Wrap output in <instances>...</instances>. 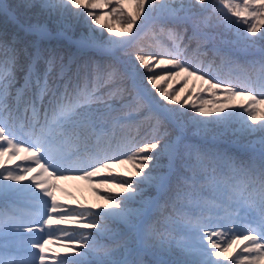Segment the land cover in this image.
<instances>
[{
  "label": "snow or ice",
  "instance_id": "snow-or-ice-1",
  "mask_svg": "<svg viewBox=\"0 0 264 264\" xmlns=\"http://www.w3.org/2000/svg\"><path fill=\"white\" fill-rule=\"evenodd\" d=\"M127 6L0 0V264H264V0ZM94 177L102 208L58 202Z\"/></svg>",
  "mask_w": 264,
  "mask_h": 264
},
{
  "label": "trees",
  "instance_id": "trees-1",
  "mask_svg": "<svg viewBox=\"0 0 264 264\" xmlns=\"http://www.w3.org/2000/svg\"><path fill=\"white\" fill-rule=\"evenodd\" d=\"M9 2H11V0H9ZM127 10L128 11H132L131 0H128ZM40 21L48 23V20H47L46 17H41ZM20 22L22 24H24L25 26H28L29 24L36 23V19L33 18L31 20H28V19H25V18H21ZM111 23L112 24H119V23H116L115 21H111ZM213 23H215V15H213ZM206 31H212V30L211 29H206ZM216 31H220V29H217ZM78 32H79V29H77V34H78ZM147 43H148V41H145V44H147ZM192 47L193 48L195 47L194 43L192 44ZM141 71L145 72V77L143 79V83L145 85H147L149 91L155 96V98L157 100H160V97H159L156 89H153L150 84H147V73H146V71L144 69H141ZM165 71L166 70L163 67L154 68V72H155L156 75H164ZM169 86H171L176 91H179L181 88L186 89L185 92L181 93L180 99H182V100L186 99L188 96L195 97L197 95V93L200 92V89L202 87H206L205 85H202L200 81H196L192 77H188L187 78V82L185 83L183 75L181 77H179L178 79H175V78L174 79H168V80H166V82H161L158 85V87L161 90L167 89V88H169ZM173 94H175V93H173ZM203 96H204L205 99L211 98L214 101H222L223 100V97L219 93L215 97H210L209 94L205 92V93H203ZM244 102L245 101H243L242 98H239V97L233 99L232 101H229V103H231L233 105H239V104L244 103ZM161 103H166V102L161 100ZM189 103H191V101H189ZM169 106L172 107V106H177V105L169 104ZM215 106H217V105H215V104L212 105V107H215ZM140 131H141V135H143V131L144 130L141 129ZM118 135H119V133H118ZM198 139H199L198 137H193V141L192 142L195 143ZM16 164H20L21 166H23L20 163V161H18ZM16 164H14V165L9 164L8 166H15ZM116 173H117V170L114 168V174H116ZM95 178L99 179L98 177H95ZM61 182H64V183L61 185ZM56 183L58 185V189H63L64 190L65 188H68V186L67 187L65 186V184L67 183V180L56 181ZM95 189L97 190L98 195H99L100 198L104 194H106L108 192V188H101L100 185L95 187ZM57 191H59V190H57ZM112 193H115V192L112 191ZM61 227L76 228V227H78V225H76V224H63ZM54 245L55 246H49V248L51 249V252L49 253L50 255L53 254V253H56L55 251H53V249L55 250L57 244H54ZM49 264H51V261L49 262Z\"/></svg>",
  "mask_w": 264,
  "mask_h": 264
},
{
  "label": "rangeland",
  "instance_id": "rangeland-1",
  "mask_svg": "<svg viewBox=\"0 0 264 264\" xmlns=\"http://www.w3.org/2000/svg\"><path fill=\"white\" fill-rule=\"evenodd\" d=\"M42 20V19H41ZM41 23H45L40 21ZM112 27L115 31H123V28L121 27L120 24H112ZM107 31L105 32V35H107ZM179 77H176L175 79H178ZM18 162L12 161L10 164L14 165ZM20 163L23 166H26L28 162L25 161H20ZM34 167V166H33ZM117 170V173H125L127 174V171L129 170L128 165L124 166H117L115 167ZM36 172L28 173V175H36ZM98 179L95 177L93 178V181L91 183L80 180V179H68L67 183L65 186L68 188H65L64 191H55L56 198L59 203L68 206V207H74V208H79L80 206H83L84 208H89L92 211H97L99 208H102L105 205V200L101 197H99L97 190L95 187L99 186L97 183ZM64 182H61V185ZM101 188H107L105 186H101ZM95 189V190H94ZM113 192H118L119 189L112 188L111 189ZM64 193H70V195H65ZM63 225V224H62ZM62 225H59L61 227ZM56 227V226H54ZM49 246H55L54 244H51ZM56 253H63V249L56 245L55 250L53 249Z\"/></svg>",
  "mask_w": 264,
  "mask_h": 264
}]
</instances>
